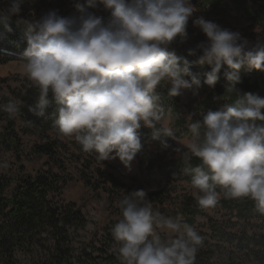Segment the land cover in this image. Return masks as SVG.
I'll list each match as a JSON object with an SVG mask.
<instances>
[{
  "label": "clouds",
  "instance_id": "obj_1",
  "mask_svg": "<svg viewBox=\"0 0 264 264\" xmlns=\"http://www.w3.org/2000/svg\"><path fill=\"white\" fill-rule=\"evenodd\" d=\"M23 3L12 0L0 11V22L8 31V22L19 16ZM98 5L110 11L107 22L87 11ZM75 8L78 17L49 11L39 19L18 20L28 29L19 71L38 89L29 111L45 117L54 100L53 124L61 136L74 137L101 162L118 157L130 168L143 147L138 135L142 126L153 128V138L164 147L173 136L167 122L154 127L161 119L156 91L161 82H171V97L201 85L189 62H181L170 50L187 41L188 22L196 8L191 0H86ZM193 25L207 37L188 49L211 68L204 84L215 87L224 69L227 91L236 92L238 100L207 111L202 120L189 125L191 138L180 144L201 164L185 171L192 174L202 209L217 204L219 188L225 198H250L255 210L264 214V97L241 95L235 87L243 67L264 71V40L250 42L203 16ZM0 111L14 116L19 106L10 100L0 104ZM176 151L184 153L181 148ZM145 196L144 190H136L118 202L122 218L112 235L121 264H194L201 235L179 218L154 211Z\"/></svg>",
  "mask_w": 264,
  "mask_h": 264
},
{
  "label": "trees",
  "instance_id": "obj_2",
  "mask_svg": "<svg viewBox=\"0 0 264 264\" xmlns=\"http://www.w3.org/2000/svg\"><path fill=\"white\" fill-rule=\"evenodd\" d=\"M11 2L12 0H0V11L7 10ZM191 2L196 8L207 11L213 17H228L233 10L264 33V0ZM76 3H86V0H24L19 16H13L8 22L11 31L6 29L4 22H0V64L22 62L23 53L27 48L28 29L25 24L18 23L19 19H39L49 11H56L62 17H78L80 13L75 8ZM87 11L103 17L105 22L110 16V11L103 5L88 8ZM188 24L187 29L194 35L195 26L190 21ZM189 48L192 47H178L173 44L170 50L174 51L181 62H189L191 71L201 80L198 88L204 95L202 101L196 102L197 105L199 103L198 107L194 106L186 111L180 104L179 96L168 95L169 80L161 82L157 87V103L161 117L171 118L174 130L173 136L168 137V140L191 135L189 125L195 120H202L207 111L219 110L223 105L234 104L238 100L236 92L227 91L228 81L223 75L224 69L221 70L215 87L204 84L205 74L211 68L207 63L200 64L197 56L189 55ZM239 75L241 82L235 87L241 95L252 93L264 97V71L248 69L245 66ZM186 79L190 80V77ZM193 88L197 86L194 85ZM37 94V87L27 76L16 75L0 80V104L12 100L19 106V111L14 116L0 111V165H4L0 166V264H18L20 256H35L46 244L50 245L45 257L46 264H117L119 258L116 248L119 245L113 238L112 228L122 218L118 202L136 190L115 177L108 176L102 170H98L93 179L81 173L84 186L91 194L89 198L102 203L103 210L109 213L110 223L101 230V236L94 237L89 243H79L77 235L85 230L88 222L83 214L84 205L68 202L64 198L67 185L75 181L69 172L65 157H69L70 163L78 160L86 170H91L92 164L88 162L85 166L82 158L72 154L67 145L50 135V132L59 133L53 124L57 107L54 100L46 109L45 117H38L29 111V106L35 103ZM19 121L25 124L28 132L37 137V142L28 151L17 129ZM148 133L152 138L153 133L147 131L146 137ZM141 143L142 150L136 157L147 148L144 140ZM171 148L173 150V146ZM150 164L148 171L154 174V163ZM200 164L199 158L187 154L169 165L156 163V172L167 179V186L162 190L146 192L145 201L163 216L168 211L164 217L179 218L182 225L193 227L198 224L199 218L206 216L208 210L220 213L222 221L208 220L205 226L208 233L201 236L203 243L198 247L194 264L202 261L203 256L208 254L202 262H210L218 247L228 242L235 244L240 252L247 251L257 259H264V255L258 251L264 249V214L255 210L253 200L225 198L222 190L218 188L220 195L217 204L202 209L197 202L200 193L194 199H187L174 190L171 176L184 172L187 175L185 181L191 183L192 174L185 169ZM142 165L140 160V166ZM169 203L172 209L168 207ZM243 223H251L252 234L237 237L232 230ZM103 242L104 248L95 246ZM204 246L210 249L206 254L203 252Z\"/></svg>",
  "mask_w": 264,
  "mask_h": 264
},
{
  "label": "rangeland",
  "instance_id": "obj_3",
  "mask_svg": "<svg viewBox=\"0 0 264 264\" xmlns=\"http://www.w3.org/2000/svg\"><path fill=\"white\" fill-rule=\"evenodd\" d=\"M201 16H203L206 20L213 21L219 24L222 28L240 32L241 35L247 38L250 42H255L257 39L264 40V33L261 29L254 27L252 23L247 22L242 17V15L233 10L230 12L228 17H213V15H210L209 13H207V11L196 8V12L194 13L193 17L189 19V21L193 23L194 19ZM187 32L189 36L193 35L190 29H187ZM206 40L207 37L205 36V34L198 27H195V33L192 37H188L185 43H176V45L178 47L185 46L195 48L198 44L205 42ZM20 63L21 62H12L6 65L0 64V80L16 75H22L19 71ZM167 85L171 87V82L167 81ZM157 90L158 89H156V91ZM203 95L204 92H202L198 87L186 89L184 90L183 94L179 96L180 104L184 109H186V111L194 106L198 107L199 103L197 105L196 102L202 101ZM165 122L168 123V126L173 132L174 130L171 118L164 119L161 117L160 121L154 122V127L156 126L155 128H160ZM17 129L21 136L24 147L28 151L32 147V145L37 142V137L26 130L25 124L22 121L18 122ZM146 131L152 133L153 128L142 126L138 130L140 140L145 141V144H147V148H145V151L143 153H140L138 157L134 158V160L131 162L130 168L126 167L118 157L116 159H109L101 162L98 158V154L95 151H84L82 146L78 142H76L74 137L67 138L61 136L60 133L50 132V135L52 137L67 145L70 148L72 154L77 155L80 159L82 158V160L85 161V166H87L88 162H91L92 164L91 170H86L85 167H82L81 163H78V160L72 161L73 163H70L71 161H69V157H65L68 163L69 172L72 174L75 181L67 185L64 198L68 202L76 203L77 205H84L83 214L88 222L85 230L80 231L77 235V240L79 243H89L94 237L101 236V230L110 223V221L108 220L109 213L103 210L102 203L96 200H91L89 198V195L91 194L88 193V190L84 186V183L80 176L81 173H83L87 178L93 179L96 176L97 171L102 170V172L106 173L108 176L115 177L122 183L135 190L155 192L158 190H162L167 186V179L156 172V163H161L163 166H165L169 165L172 161L182 158L184 154H187L188 156L193 155L190 150L183 148V146L180 144L183 141L189 140L191 138L190 134H187L182 138H172V140H168L167 138L168 147H164L162 143L159 140L156 141V139H154L152 135L151 138L150 133H148V136L146 137ZM172 146L173 150L171 148ZM177 148L182 149V151L184 152L183 155L181 152L176 151ZM140 160L143 162L142 167L140 166ZM151 162L154 163V174H151V172L148 171V165ZM186 176L187 175L184 172L173 174L170 178L171 185L173 186L174 190H177L183 197L186 196L187 199H194L199 195V190L193 188L191 183L185 181ZM187 195H189V197ZM168 207L172 209V205L170 203ZM166 210H168V208ZM167 212L165 214H167ZM209 219L222 221L220 213L208 210L206 212V216L199 218L198 224H196L194 227L197 233L201 236L208 233V229H206L205 226L207 225ZM245 229H247V231H245ZM250 229L251 223H243L237 228L233 229L232 232H234V235H236L237 237H247V235L252 234V231H250ZM160 235L162 238H165V234L163 232H160ZM104 244L105 242H103L102 244H96L95 246H97L98 248H104ZM107 244L110 243L107 242ZM118 247L119 246H117L116 248L117 254ZM49 248L50 245L46 244L45 248L40 249L38 254H36L35 256H20L18 264H46L47 259H45V257L46 255H48L47 252ZM218 248V251L214 255H212V259L210 262H202L209 255L208 254L204 255L202 261H199L196 264H264L263 258L257 259L256 257L251 256L249 253H247V251L240 252L235 244H232L230 242L222 244ZM209 250L210 249L207 248V246H204V254L208 253ZM258 251L261 255H264L263 248L258 249ZM117 264H121L120 259Z\"/></svg>",
  "mask_w": 264,
  "mask_h": 264
}]
</instances>
